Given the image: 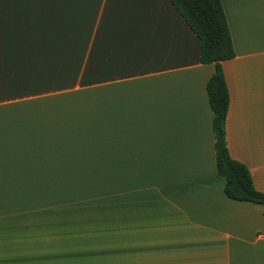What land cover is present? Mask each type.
Wrapping results in <instances>:
<instances>
[{
  "label": "crops",
  "instance_id": "1",
  "mask_svg": "<svg viewBox=\"0 0 264 264\" xmlns=\"http://www.w3.org/2000/svg\"><path fill=\"white\" fill-rule=\"evenodd\" d=\"M220 1L227 148L264 193V0ZM213 72L170 0H0V264H264Z\"/></svg>",
  "mask_w": 264,
  "mask_h": 264
},
{
  "label": "trees",
  "instance_id": "2",
  "mask_svg": "<svg viewBox=\"0 0 264 264\" xmlns=\"http://www.w3.org/2000/svg\"><path fill=\"white\" fill-rule=\"evenodd\" d=\"M189 29L200 41V63L212 64L214 72L206 84L208 103L213 113L212 131L216 169L224 179V193L234 201L264 205V193L255 189L248 168L231 158L225 138L229 94L222 62L235 52L220 0H170Z\"/></svg>",
  "mask_w": 264,
  "mask_h": 264
}]
</instances>
